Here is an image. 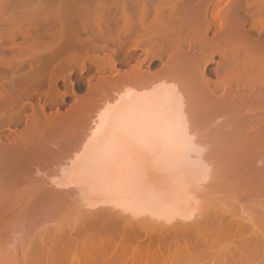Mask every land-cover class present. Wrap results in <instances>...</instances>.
Wrapping results in <instances>:
<instances>
[{
    "label": "bare ground",
    "instance_id": "6f19581e",
    "mask_svg": "<svg viewBox=\"0 0 264 264\" xmlns=\"http://www.w3.org/2000/svg\"><path fill=\"white\" fill-rule=\"evenodd\" d=\"M103 1L98 0L97 3L94 4L95 6H92L93 8L91 9H83L76 6L77 8L72 11V8L71 10H67L66 8L67 12L69 13L63 12L65 13V16L64 14L61 15L66 18L63 20L65 21L64 23L61 20L64 18H60L61 22L58 25V31L56 29V27H58L57 25L55 27L56 30H52L50 26L51 23L50 25L48 24L49 26L46 24H40L42 27L38 28L36 19V22H32V18H34L35 15H32L34 17H32L31 20L28 19V17L30 18V15H28V17H26L27 14L25 15V17L29 20L27 21L28 26L26 27L24 25L26 27L25 29L21 28L20 26H23L24 23L19 25V23H21L20 20V22L18 20L16 21L15 18H11L9 20L13 27L11 26L12 29H8L9 31L6 30L7 33L4 32L6 33V38L11 39L14 37V35L23 34L27 40L26 45L14 52V55L12 54L14 56V61L9 59L10 61H13L10 62L9 67L10 69L14 70L17 68L16 65H23L26 66L29 71L27 74L18 77L14 81L8 84L5 83L6 85L3 83L4 86L2 89L0 88V90H2L0 91L2 92L0 100V125L5 127L6 125L10 124L23 123V126H21L23 128H21L19 131L17 130L18 132H14L16 131L14 130L9 135L10 132L8 131L9 133L7 136H0V217L5 214L10 215V213L14 211V208L19 205V203L16 204L15 201L19 200V197H23L21 193L23 194L24 190L21 188V190L17 191L18 185L28 180L26 185H23L24 187L27 186L30 182L28 178H30L32 175L34 178H37L40 173L39 171L41 170L40 168H42L43 165L45 166L46 163L49 162L48 160L53 163V160L56 161L55 159L57 156L62 155V152H66L70 149V147H72L73 143L72 145L69 144L68 146L70 147H68L65 142L66 147L64 148V143L61 141V136L68 137L73 131H75V129L81 125L85 116L88 115V113L90 114L89 111L92 109V106L106 96L108 89H115L116 86L118 87L119 85L120 87L127 82H129L128 84L132 82L134 85L139 83L138 86H141L140 83H142V85H148L146 84L148 82L147 80H154V78L158 77H163L167 80L168 78H170V80H174L172 87H170L171 84L165 85V87L167 86V88L164 89L165 92L161 93L162 89H160V92L159 89L158 91L156 89V91L151 94L147 93L149 96H142L141 93L139 96L136 94L137 97L134 96V94L132 96L131 92L123 93V90V92H121V97L119 95L120 98L118 101L116 100L117 105L114 106L113 104L114 107H111L112 109H101L102 111L98 115V123L96 124L93 133H91L92 137L90 136L93 144L90 143V141V144L87 142L85 145L86 151L90 150V146L94 145L95 138H97L96 136L100 133V131L108 134L109 129L111 130L112 128H120V125L118 126L114 120L116 117V120L119 118L120 121H122L121 123L119 120H117L119 124H125L130 129L129 130L125 126V128H127V133L130 131V134L123 132V129L119 130V133L122 131L123 133L127 134L123 135V137L121 136L123 140L129 135L132 138L128 136L127 140H129V138L133 141L135 140L137 143H139V145L141 144L142 147L147 145L145 148H147L148 145H151L150 150L153 152L154 150L156 151V154H154L155 152L152 153L154 159L151 156V159H153V164L156 165V167L163 169L164 166L168 165L177 166L188 163V159L191 157V162L193 160L192 157L194 156H196L195 159L197 158L198 162V160L201 159H198L199 156L197 155L202 153L204 150L201 152V147L197 143L196 144L200 149H196V146L194 147V142L192 141L193 137L191 139V137H189V135L187 136L185 133V130H187L185 129V125L187 124L183 125L180 121L181 109L186 106L185 109L190 108V110L187 109L188 113L191 111V115H189L191 117L188 116V118L198 121L201 126L202 123L203 125L206 124V127L208 125V128L210 126L211 129H214H210L211 133L210 130H207L210 134L220 131L219 128H225L219 133H222L223 135H221V137L223 136V138H225L227 141L225 140V143L221 141V144L219 140L218 142L220 144L217 143L219 144L217 145L218 147H216V144L214 143L216 149L221 146L224 148L222 154H220L221 152L218 153L219 151L216 152V154L218 153L217 155L220 154L219 158L217 155H215L216 158L221 160V165L224 166L222 167L224 170L223 171L220 163H218L220 166L219 168L222 171L221 177L223 183L228 185H226L228 189L231 188L230 190L234 191L231 192L232 194H235H233V196H242L240 198H246L247 200L250 198L251 203L252 201H258V203H260L259 200L264 199V166L261 167L262 164L264 165V162H262L264 159V0H250L246 5H244V12L249 13L248 17L250 18V22L247 24L249 29H245L246 24L239 13V0H205L206 2L204 4L193 6L190 9L184 7V4L181 6L182 0H162L164 3H162L161 0H108V4H104ZM159 1L161 3H159ZM165 1H167L166 3H169V5L166 4ZM63 2H65V0ZM151 2L159 4L152 5ZM69 3L67 6L71 5ZM166 6L168 9L165 12ZM87 7L90 8V6ZM57 14L59 13L56 12V16L58 17L61 12L59 15ZM47 16H49V14H47ZM150 16L151 18H149ZM10 17L11 16H9V18ZM58 18L57 24L59 23ZM53 20L56 19L53 18ZM249 32H252L254 35H256L255 38H252ZM82 35L86 37H82ZM48 37L50 38L48 40L49 42H46L45 40L48 39ZM108 45H115L116 48H114V46L113 48L115 51L118 49V52H116L120 54V56H126L129 54L128 52L130 50L140 47L145 54V59H147L150 55L155 57L157 54H160L167 60H165V62L162 64V67H160V71L157 72V74L143 70V61L136 62L134 66L131 65L132 67H130L129 71L120 73L115 70L114 60L111 55L103 54L101 57L96 56V53L99 54L100 52H103ZM191 50L192 52H190ZM194 50H197V59L194 57ZM90 54L93 55L91 56ZM214 56H217V58L219 57V61L216 64V69L214 71L215 75L213 74L215 78L212 81V79L209 80L210 77L209 79L205 77L204 67L207 63H211L213 61ZM88 62L93 64L98 72H105L107 69L109 71L111 70L114 72L113 76H98L95 84L88 85L84 95L79 97L72 96V105L64 112H61V110L59 112L57 110L56 112L54 111L55 113L53 114L49 113V115H46V113H44L45 111L43 110V106L35 109L33 107V113L30 115L27 114L29 116L25 119L23 118L21 114V111L24 108L23 104H21L23 100L32 96L36 93V91L41 89L45 90V95H48L46 96V98L48 97L50 99L49 100L47 98L48 101H51L52 103H58L57 99L60 97V94L56 92V89V91L53 89L55 83L58 81V79L65 81L71 74V72H69L70 69H75L79 73L83 72L86 63ZM1 65L5 64L4 60L0 58V66ZM145 81L147 82L145 83ZM151 81H149V83H151ZM68 83L69 82L66 83L67 89L69 85ZM163 83H165V81ZM3 84L1 83L0 85ZM179 89H182V94L184 91L186 92L184 93L187 95L186 100L182 98L183 95L180 94L181 90L179 91ZM55 103H53V105H55ZM108 119L109 121H112L113 119L114 122H110L112 125L115 123L113 125L114 127L111 126V124H107L109 123L107 122ZM192 119L190 121L191 125L195 127ZM179 121L180 124L183 125L184 132L180 127L181 125L179 124ZM196 125L197 131L198 127H201L198 124ZM104 127H106V129L109 128L107 129L108 131H106V129L105 131H102ZM189 127L190 126L187 127L188 131H190ZM113 129L111 130L112 132H110V134H113ZM207 131L204 133L205 135L208 133ZM103 133L101 134L103 135ZM219 133L217 136H219ZM107 134L105 137L110 135ZM117 134L118 131L113 134L115 139H117ZM208 135L209 134H207V136ZM226 135L227 137H224ZM101 136L99 138H101ZM229 137L232 139H227ZM99 138H97L96 141L99 140ZM56 139H58L59 142H57L58 140L56 141ZM127 140L125 139V142ZM60 141L62 142L61 146L58 144ZM68 141L72 142L73 138ZM110 142L106 140L102 142L101 140H99V142H95L98 143V145L96 144V146L90 150L93 151L94 149L93 155L90 156L84 163L85 168L95 169L92 172H85L90 175V177H87L90 178L89 180H94V186L96 190H98V187L96 186L98 183H103V187H105V189H111L112 186L113 188H116L120 184H123V186H125L124 184L130 185L131 181L134 180L132 177L127 176L128 174L115 173L113 175H107L103 171L105 167L102 157H105L110 153ZM56 144L60 146V148L58 147L57 149ZM116 144H118V142ZM129 144L132 145L133 143L129 142ZM126 146H128V144ZM139 147V149H143L141 146ZM150 147H148L146 150L150 151ZM144 150L143 152H145ZM200 155L202 157L203 154ZM221 155H224L222 159L220 158ZM58 158H60V156ZM202 160H204L203 157ZM201 163H203V161H199L197 164L202 167ZM154 165L151 167H154ZM204 168L206 169V167ZM204 168L203 170L198 169V172L200 174V171H203L206 176L207 173H205ZM38 169L40 170L38 171ZM164 169L166 168L164 167ZM168 171L171 172V170ZM173 172L174 171H172V173ZM29 174L32 175L27 177ZM42 175L39 177H42ZM39 177L36 180L41 179ZM201 177L200 179L204 180L202 173ZM186 179L187 178H185V180ZM30 180L33 181L35 179L30 178ZM138 185L137 188L139 190ZM143 185L141 187L142 190H144L143 188L147 187H143ZM134 186L135 184H133V188H135ZM19 187H21V185ZM125 187L123 188L127 189ZM120 188H122V186L116 189L119 190ZM147 188L149 189V187ZM147 188L145 189L148 190ZM199 188L202 189L201 187ZM119 191L122 190L120 189ZM159 193L160 194L157 192V195L155 196L152 193L154 198L148 199H156L154 202L158 200L157 203L159 204L157 205L156 203V208L161 204L162 206L159 207L161 209L165 206L166 201L164 199V202L162 203V200H159L158 196L160 195L162 197L163 195L162 192ZM147 194L149 197L150 192L146 193L145 195ZM116 195H119V197L115 196V198H120L121 196L120 193H116ZM153 196L150 195V197ZM156 196L158 198H156ZM112 197L114 199V196ZM168 199L170 200V198ZM169 200L167 203L170 204L171 207V205L175 204L174 202L176 200L172 199L173 204L172 201ZM190 200L192 201V198H190ZM112 202H114V200ZM116 202L117 201H115V203ZM185 202H187V200ZM167 203L164 209L169 208ZM167 206L168 208H166ZM35 207L36 206L33 208ZM232 208H230V210ZM243 208L245 209V205ZM180 209H183V212H187L185 211L187 207H180ZM232 212L221 214L213 212V215H205L202 218H197L196 213V216L193 214V217H196V219L191 221L190 218V223L186 222L188 215L185 213L186 216L184 217L187 218L182 224L180 223L183 222L181 217H179V220L178 218H173V216L178 217L182 215L177 214L176 216L173 214L171 217L174 219L172 220L174 224H172L173 222L171 223L168 221L171 223L170 225L173 226H170L169 224L168 226L166 224L167 227L162 230L163 226L160 224L162 228L160 225L159 226L162 231L157 230L158 232L154 231L156 230L154 225L152 226L154 229L152 230L154 232L150 231V227L152 225L151 222V225L148 224L150 225V227H148L150 230H145V232L144 230L142 232L140 231L142 229H139L142 228L143 225L139 227L140 225L137 223L138 229H135L129 226L131 225L130 223L127 225L129 227H116L117 224L114 225L116 228L115 233L110 231L108 232L109 234L112 233L111 236H109V234L107 235V233H105V236L101 235L102 231L100 230V236L96 230L98 228L97 226L94 231L96 230L95 233L99 236H96L95 233H93L95 237L92 234L93 237L91 236V239L93 240L90 239L93 243H95L96 249L94 245H92L93 248L91 249L95 250L92 252V250L89 248L91 247V245L89 246V242L91 243V241L88 243L86 242L88 244L87 246H89L88 249H90L91 254L93 253L91 256H89L90 252L85 248L86 244L81 245L83 248H85L88 254L87 256L85 253V257L88 258L85 259L84 257V261L86 263H82L94 264L99 262L100 264H186L187 259H190L189 254L191 249L194 251V249H199V247L204 246L203 249L205 250L207 248L208 250L211 249L210 251H217H215V255H212V258H214H211L212 260L215 259V264H217L216 261H219L218 264H222V262H224L223 264H226V262H228L227 264H252L254 259H256V263L254 262L255 264H264V234L261 235L259 232L260 229L257 228L258 225L255 226V228L254 226L251 227L252 222H243V220H246L243 218V220L240 218H238V220L236 218V212H233L234 215ZM187 213L189 214L190 212L188 211ZM179 214L183 213L180 211ZM125 215L127 216V214ZM191 215L189 214V217ZM145 218L146 217H144L143 220ZM138 219H141V216ZM168 219L170 220V218ZM175 220L180 221L179 223L181 225L177 226ZM134 221L136 220L134 219ZM140 221L141 220H139V222ZM155 221L152 223H155ZM134 223L136 224V222ZM163 224L165 225V223ZM261 225L262 224H260V226ZM256 228L259 230L258 232L260 235L256 232ZM103 230L104 231L102 234H104L105 231H108L107 228L106 230ZM211 235H213L214 238H212ZM207 236H211L209 241L205 240ZM88 238H90V236ZM94 238L96 239L94 240ZM140 238L142 240H140ZM233 238L234 241L236 240V242L233 241ZM224 240L227 241V243L229 242L228 244L230 247L227 244L225 247H223L224 249L220 248L221 241L222 244L225 245ZM56 244L59 245L60 242L56 241ZM32 254L34 255L35 264L49 263L48 260H46L49 258H47L48 256H45V251L35 248ZM107 254H110V259L104 256ZM103 256L108 261L105 259L101 260ZM210 263L213 264V262Z\"/></svg>",
    "mask_w": 264,
    "mask_h": 264
},
{
    "label": "rangeland",
    "instance_id": "374dc122",
    "mask_svg": "<svg viewBox=\"0 0 264 264\" xmlns=\"http://www.w3.org/2000/svg\"><path fill=\"white\" fill-rule=\"evenodd\" d=\"M63 1L64 0H61V1L60 0H11V1L10 0H4V1L0 0V4H1L0 5V13H1L0 14V58L4 60V64H5V65L0 66V76H1L0 77V84L1 83L2 84L3 83L8 84V83L14 81L15 79H17L18 77H21L22 75L27 74L29 71V69L23 65H16V67L18 69L15 68L14 70L10 69V67H9L10 62L14 61V59H13L14 58L13 55L15 54L14 52L18 51V49H21V47H23L27 43V40L23 34L22 35L21 34L20 35H14V37H12L11 39L6 38V36H5V34L7 33L6 30L9 31L8 29H12V27H13V25L10 24V21H9L11 18H15L16 21L20 20L21 23H19L20 22L19 21L18 22L19 25L24 23L23 26L22 25H20V26H21V28L25 29L28 26L27 21L31 20V18L34 17L32 15H35V17L32 18V22L37 21L36 23H37L38 28L42 27L41 26L42 24H44V25L49 24L50 25V23H51L50 26H51L52 30L54 31L57 28L59 29L58 25L60 24L61 20L62 21L65 20V18H66V17H64L65 13H69V12H67V10H69V9L71 10V8H72V11H73L74 9L77 8L76 6L81 7L83 9L84 8L91 9V8H93L92 6H95L94 4H96L98 0H65V2H63ZM101 1H103V0H101ZM107 1L108 0L103 1V3L108 4ZM211 1H213V0H211ZM249 1L250 0H239V5H238L239 13L242 16V19L244 20V22L246 24L245 29H249L247 24H249L250 18L248 17L249 13L244 12V10H245L244 5H246ZM69 2H71V3H69ZM154 2H156V1H154ZM166 2L167 1H165V3ZM205 2H206L205 0H192V1L182 0L181 6L184 4L183 5L184 7H186L187 9H190L193 6H198L200 4H204ZM60 3H61V5H60ZM63 3H64V5H63ZM68 3L71 5L67 6ZM159 3H161V2L159 1ZM159 3H152V5L153 4L157 5ZM162 3H164V1H162ZM2 4H3V6H2ZM166 4L169 5V3H166ZM87 6H90V8H88ZM167 6L165 7L166 8L165 12L168 9ZM1 7H3V8H1ZM68 7H70V8H68ZM66 8H67V10H66ZM72 11H70V12H72ZM32 12H35V13H32ZM39 12H40V14H39ZM56 12L59 14L61 12L60 15L57 14V15H59L58 16L59 18L56 16ZM63 12H65V13H63ZM9 13H10V15H9ZM43 13L46 15H44ZM246 13H247V15H246ZM47 14H49V16H47ZM54 14H55V16H54ZM63 14H64V16H61ZM25 15H26V17H28V15H30V18L28 17L29 20L25 17ZM36 15H38L39 18H41V19H39L38 16H36ZM43 15H44V18H43ZM51 15H52V17H51ZM9 16H11V17L9 18ZM45 16H46V19H45ZM47 17H48V20H47ZM61 17L64 19L60 20ZM37 18H38V20H37ZM53 18L56 20H53ZM57 18L59 19L58 24H57V22H58ZM149 18H151V16ZM35 19H36V21H35ZM5 21L8 22L9 25ZM54 21H56V22H54ZM64 22L65 21H63V23ZM26 23H27V25H26ZM54 23H55V26H54ZM38 24H39V26H38ZM56 25L58 27H56ZM55 27H56V29H55ZM58 29H57V31H58ZM4 32H6V33H4ZM249 33H250V36L252 38L253 37L255 38L256 35H254L252 32H249ZM82 37H86V36L82 35ZM46 38H44V39H46ZM6 39H7V41H6ZM49 39L50 38L48 37V39H46L45 41L47 42ZM13 44H14V46H13ZM18 45H20V46H18ZM17 46L20 48H18ZM113 46H114V48H116L115 45H113ZM113 46L108 45L107 48L104 49V51H103L104 53L103 52H100L99 54L96 53V56L101 57L103 54L111 55L113 60H114L115 70L120 72V73H123L125 71H129L130 67L134 66L136 62L143 61V70L157 74V72L160 71V67H162V64L165 62V60H167L165 57H162L160 54H157L158 56L156 55L155 57H152V55H150L147 59H145V54L140 47L137 49L130 50L128 52L129 54H127L126 56H120V54L117 53L118 49H116V51H117L116 52L115 49L113 48ZM194 51H195L194 57L197 59L198 58L197 50H194ZM190 52H192V50ZM90 55L92 56L93 54H90ZM10 56H11V58H10ZM117 56H120V57H117ZM9 59L13 60V61H10ZM218 61H219V57L217 58V56H214L213 61L211 63H207L204 67V73H205L204 75L208 79L210 77L209 80L212 79V81H213L215 78L214 77V75H215L214 71L216 69V64ZM2 66H4L5 68ZM6 66H7V69H6ZM19 67H20V70H19ZM76 71L77 70H75V69H70L69 72H71V74L69 73L70 75L65 81L58 79V81L55 83L53 89L54 90L56 89L57 91L56 90L55 91L60 94V97L57 99L58 103L53 102V103H55V105H53V103L51 101H48L49 98L48 97H47L48 99L46 98V96H48V95H45V90H41V89L36 91V93L33 94L32 96L23 100L21 103V104H23V107H24L22 110V106H21V110H22L21 114H22L23 118L25 119L26 117H28L30 114L33 113L32 111H34L35 108H39L40 106L41 107L43 106V110L45 111L44 113H46V115H49V113L53 114L57 110L59 112H60V110H61V112L62 111L64 112L72 105V101H73L72 96H78L79 97V96L84 95L87 88H88V85L95 84L97 79H98V76L111 77V76H113V73H114L111 70L109 71L108 69L105 72H98L96 70L95 66L89 62L86 63V66H85V69L83 72L79 73L78 71L77 72ZM161 78H163V77L154 78V80L151 79L152 81L147 80L148 82L145 81V83L147 82L146 84H148V85H142V83H140L141 86L140 85L138 86L139 83L137 85L136 84L134 85V83H132V82H130V84L132 83L133 85L132 84L130 85V84H128L129 82H127V83H125L127 85L123 84L120 87H119V85H118V87L116 86L115 87L116 90L111 89V88L108 89L106 96L104 98H102L103 101L100 100L98 103L93 105L92 109L89 111L90 114L88 113L89 116L86 115L85 118L83 119V121L81 123L82 126L81 125L78 126L75 129V131H73L75 134L72 132L71 134H73V135L70 134L68 137L61 136V141L64 143L63 144L64 148L66 147L65 142H66L67 146L69 144L72 145V143L74 146L73 145H72V147L68 146V147H70V149L66 152H62V155H59L60 158H58L59 156H57V158L55 159L56 161L53 160V163H51L50 160H48L49 162L47 161L48 163H46L45 166L43 165L44 167L42 166V168H40L43 172L40 169H38V171L40 170L39 176H41L42 174L44 175V176L42 175V177L38 176L41 179L36 180L38 177L34 178V176L32 174H29L27 177H30V175H32L33 177L31 176L30 178L31 179L33 178L35 180L32 181V180H30V178H28L30 182L27 186H25L26 189L23 185H26L28 180L26 182L24 181V183H21L20 184L21 187H19L20 185L17 186V188H18L17 191L21 190V188H22V190H24L23 194L21 193V195L23 197L22 198L19 197V200H16L17 202L15 201V203L16 204L19 203V205L14 208V211H12L10 213V215L5 214L2 217H0V264H35L34 263V255L32 254V252L35 248H39V249L45 251V256L46 257L48 256L47 258H49V259H46L49 262V263L46 262L47 264H84V263H86L84 261V257L87 254V251L85 250V248L88 249V247L91 245V247H89L91 249V248H93L92 245H94V247L96 249L95 243H93L91 241V240H93V239H91V236L93 233H95L96 230L98 231L97 233H99L100 230L103 232L104 231L103 229L106 230V228H107L108 231H105L104 234H102V232L100 231L101 235L105 236V233H107V235H108L109 231L115 233L116 228L114 225H116V224H117L116 227L117 226L118 227H120V226L129 227L130 226V227H133L135 229L136 228L138 229L137 223H139V225H140L139 227H141L143 225L142 228H139V229H142V230H140L142 232H143V230L145 232V230L148 231L150 229H151L150 231L152 232L154 230L152 227L153 225L156 229L154 231L158 232L159 230H161L162 226H163L162 230H164L168 224L170 225L173 222L172 220H174L176 218H178V220H179V217L182 218L183 222H180L181 218H180V221L175 220V222H176L177 226L181 225L182 223H184L185 219L187 218V217L186 218L184 217L186 215H188V219H186L187 220L186 222L190 223L193 219L194 220L196 219V217L195 218L193 217L194 215L196 216V213H197V218L198 217L202 218L205 215L206 216H210L211 214L213 215V212L214 213L216 212L217 214L218 213L221 214V213H226V212L230 213L233 211L234 213L236 212V214H237L236 218L237 219L238 218H240L241 220L246 219V220H243V222L244 221H247V222L249 221L250 223L252 222L251 223L252 225L250 223H248V224H250L251 227L254 226V228H255V226L258 225L257 228L260 229V231L257 228H256L257 231L255 229L254 230L257 233L260 232L261 235L264 234V222H263L264 221V215H263V213H264V203H263L264 199L259 200L260 203H258V201L257 202L252 201V203H251L250 198H248L249 200H247L246 198H240L242 196H239V197L233 196L234 193L232 194L231 192H234V191H231L230 187H229L230 189H228V187H227L228 185L226 184L227 185L226 186L225 183H223V180L221 177L222 171L219 168L220 166L218 164V163H220L221 160H219L218 158H219V155L223 153L224 148L221 145L220 146L222 148L219 147L218 149H216V147H218L217 145L220 144L218 142L219 140H220V142L222 141L223 143H225L226 139L223 138V136L221 137V135H223L222 133H219V132H221V130H223L225 128L224 127H222V129L219 128L220 131H216V132L212 133L213 134V136H212V134H210V133H211V130H214V129H211L210 126L208 128V125L206 127V124L203 125V123L201 126V124L198 121H194L192 118H190V119L188 118V116L191 115V113H190L191 111H189V113H188L187 109L190 110V108L185 109L186 106L181 109L182 114L180 113V115H181L180 121L183 125L187 124V125H185L186 126L185 129H187V130H185L186 131L185 133L187 136L189 135V137H191V139L193 137L192 141L194 142V144H193L194 147L196 146V149L197 148L200 149L197 146V144H198L201 147V149H200L201 152L204 150L202 153H199L197 156H199L198 159H201V160H198V162L203 161V163H201L202 167L203 168L206 167V169L204 168L205 173H207L206 176H205L203 171L202 172L200 171V174H199L198 169L203 170V168L197 164L198 163L197 158L195 159L196 156L192 157L193 160L190 162L191 153L189 156L190 159H188V161H189L188 163H184V164L177 165V166H170V165L164 166L166 169H164V167H163V169L156 167V165L153 164L154 156L152 154L154 152H155L154 154H156V151L154 150V152H153L150 150L151 145H148V147H150L149 148L150 151H147L146 149L148 147L145 148L147 145L142 147L141 144L139 145V143H137L135 140L133 141L132 139H130L132 137H130L129 135H128L130 137L129 140H131V141L127 140L128 136L125 137L123 140L122 139L123 135L130 134V131H129L130 129L125 124H121L122 121H120V119L117 118V120H119L121 122L119 124V122L116 120V117H115L114 120L118 124V126L120 125V128L119 129L118 128L117 129L112 128V129L114 131L113 134H115L118 131V134H117L118 140L114 138L113 134H110V132H112L111 131L112 129L110 130L109 128H107V129H109V131H108L106 129V127H104V129L102 131H105V129H106V131L109 132L108 134L105 132H104L105 133L104 134L103 132L100 131V133L96 136L97 138H99L102 135L101 133H103L104 137L102 135L101 136L102 139L99 138V140H101V142L105 141V140L109 141V142L111 141L110 142V145H111L110 149L111 150L109 151L110 153L107 154L105 157H102V161L104 162V167H105V169L103 171L107 175H113L115 173L128 174L127 176L132 177L135 181L134 180L131 181V184H130L131 186L124 184L126 186L125 187V186H123V184H120L118 187L122 186V188L125 187V188H127V189L129 188L131 190L128 189L129 190L128 191L127 189L120 188L122 191H119L120 189L117 190L118 187H116L117 188L116 189V188H113V186L111 189H105V187H103V183L102 184L96 183L97 184L96 186L98 187V190H96L95 186H94L95 185L94 180L91 178L92 179V181H91V180H89L90 178H87V177H90V175L85 171L92 172L95 169L85 168L84 163L86 162V160L90 156L93 155L94 149H93V151H90V150H92V148H94L96 146V144L98 145V143H95V142H97V141L99 142V140L96 141L97 138H95V142L93 141L94 145L90 146V150H88V151H86L85 145L87 142L89 143V141H90V143H92L90 136L92 137L91 133H93V130L95 129L96 124L98 123V115L102 111L101 109L111 108V107H114L115 105H117L116 102L121 97V92H123V90H124L123 93L131 92L132 96L134 94V96H136V97H137V95L139 96V94H141V93H142V96H144V95L149 96V94L155 92L156 89H157V91L159 89V92L161 91L160 89H162L161 93L165 92L164 89L167 88V86L165 87V85L171 84L170 87H172V83H174V80L171 79L173 81L172 82L170 80V78H168V77H167L168 80L166 78L165 79L164 78L161 79ZM156 79H158V80H156ZM149 81H151V83H149ZM164 81H165V83H163ZM67 82H69L68 83L69 84L68 89L66 87ZM4 84L0 85L1 89L4 86ZM0 91H2V90H0ZM133 91H134V93H133ZM179 91H180V94H182V92H183L182 89H179ZM29 92H31V91H29ZM137 92H139V93H137ZM1 93L2 92H0V100H1ZM147 93H149V94H147ZM184 93H186V92L184 91ZM184 93L182 94L183 95L182 98L184 100H186L187 95H185ZM72 94H74V95H72ZM119 95H120V97H119ZM113 104H114V106H113ZM36 106H38V107H36ZM33 107H34V109L32 110ZM27 114H29V115H27ZM112 117H114V116H112ZM189 117H191V116H189ZM191 119H192V122H194L193 124H195V127H193V125H191V122H190ZM110 121L108 119V121H107V122H109V123H107L108 125H110L111 122L112 123L114 122L113 119L111 122ZM180 121H179V124H180ZM184 121H185V123H184ZM182 124H180L181 125L180 127L182 128V131L184 132V130H183L184 128H183ZM196 124H198L201 127V128L198 127L197 131H196V128H197ZM113 125L111 124V126H113ZM121 125H122V127H121ZM2 126L3 125H0V136L1 137L7 136L9 132H10L9 133V135H10L11 132H13L14 130H16L14 132H18L19 130H21V128H23V127H21V126H23V123L10 124V125H6L5 127H2ZM125 126L129 129L128 130L129 133H127V131H126L127 128H125ZM188 126H190L189 127L190 131H188V128H187ZM121 129H123L122 131L126 132L127 134L123 133L122 131L119 133V130H121ZM191 129L193 130V132ZM207 130H210V133ZM206 131L208 133H206V135H205L204 133ZM217 132L219 133V136H217L218 135ZM193 133H195V134L192 135ZM215 133H217V134H215ZM1 134H3V135H1ZM106 134L107 135L110 134V135L105 137ZM207 134H209V135L207 136ZM110 136H111V138H110ZM70 137L73 138L72 142L68 141V140H71ZM224 137H227V135ZM68 138H70V139H68ZM230 138L231 137H229L227 139H230ZM88 139H90V140H88ZM119 139H121L123 142ZM125 139L128 142L127 141L125 142ZM57 140L58 139H56V141ZM61 141H60V143H58L60 146L62 145ZM57 142H59V140ZM117 142H118V144H116ZM129 142L133 143V144L131 145V144H129ZM222 142H221V144H222ZM214 143L216 144V147L214 146L215 145ZM217 143H219V144H217ZM127 144L129 147L126 146ZM56 146H57L56 147L57 149H58V147L60 148V146H58L57 144H56ZM139 146H141L143 149H139L140 148ZM143 150L145 152H143ZM200 150H198V151H200ZM217 151H219L218 153H220V152L221 153L219 155H217L218 154V153L216 154ZM88 152H90V153H88ZM200 154H203L202 157L204 158V160H202V157ZM215 155H217L218 158H216ZM151 156L153 159H151ZM221 156H220V158L222 159L224 155L222 157ZM150 159H151L152 163L150 162ZM45 161H44V163H45ZM194 161H196L197 163ZM204 161H205V164H204ZM262 162H264V159L262 160ZM221 163H220V165H221ZM151 164L154 165V167H151L152 166ZM206 164H207V166H206ZM263 166L264 165L262 164L261 167H263ZM196 167H197V169H196ZM222 167H224V166L221 165V168ZM157 169H159L161 171H159ZM183 169H184V171H183ZM96 170H97V168H96ZM162 170H167V171H162ZM168 170H171V172H169ZM222 170H223V168H222ZM172 171H174V172L172 173ZM201 173L203 174L204 180H201L202 179ZM135 174H136V177H135ZM139 175H140V177H139ZM83 176L86 178H84ZM200 177H201V179H200ZM185 178H187V179L185 180ZM188 180H190V181H188ZM200 180L203 182H201ZM143 182H144V185H143ZM132 183L135 184V186H134L135 188H133ZM99 184H100V186H99ZM138 184L139 185L142 184L143 187L144 186L149 187V189L147 187H145L149 191L146 190L145 188H143L144 190H142V188H141L142 185L139 186ZM166 184H167V186H166ZM137 185L139 187V190L137 188ZM190 185H191V187H190ZM199 187H201L202 189H200ZM140 188H141V190H140ZM194 189H195V191H194ZM226 189H228V190H226ZM123 190H126L128 192V195H127V192L123 191ZM224 190L227 192H225ZM147 191L150 192L151 196L157 195V192H158V194H160L159 192H162V194H163L162 197L160 195L158 196L159 200H162V203L164 202V199L167 203V201L169 200L168 198H170L171 201H172V199L176 200L174 202L175 204H173V201H172L173 205H171V207H170V204L167 203V205H169L170 209L168 208V206L166 207L168 209H164V207L166 206V203H165V206L163 208H161V209L159 208L162 206L161 204H160V206H157V208H156V203L158 202V200L156 202H154L156 199L155 200L154 199L153 200L148 199V198H154V196L150 197V195H149V197H148V194L145 195L146 193H148ZM188 191H190V192H188ZM115 192L118 194L120 193V195H121L120 198H115V196L119 197V195H116ZM152 193H153V195H152ZM183 194H184V196H183ZM189 194H190V196H189ZM112 196H114V199ZM146 196H147V199H146ZM158 197L156 196V198H158ZM165 197H167V198H165ZM178 198H180V199H178ZM190 198H192V201H194V202H192L190 200ZM20 199H21V202H20ZM112 199L114 200V202H112L113 201ZM110 200H111V202H110ZM186 200H187V202H185ZM115 201H117V202L115 203ZM180 201H181V203H180ZM244 201H246V202H244ZM102 203H104V204H102ZM117 203H119V204H117ZM158 204L159 203H157V205ZM240 204H242V205H240ZM117 205L119 208L117 207ZM185 205L187 207V209H185V211H187V212L189 211L190 215L192 213V215L190 217H189V214L187 212H183L184 210L180 209V207L186 208ZM235 205H236V207H235ZM244 205H245V209L243 208ZM34 206H36V207L33 208ZM230 208H232L233 210L232 209L230 210ZM34 209H36V210H34ZM228 209H229V211H228ZM196 210H198V211H196ZM180 211L183 214H179ZM233 212H232V214L234 215ZM185 213H186V215H185ZM125 214H127V216ZM173 214L176 216H177V214L182 215L183 217L182 216L174 217ZM198 214H199V216H198ZM236 214H235V216H236ZM171 215L173 216L174 219H172ZM140 216H141V219H138V218H140ZM144 217H146L147 219L145 218L143 220ZM95 218H97L98 220ZM168 218H170V220ZM190 218H191V221H190ZM128 219H130V220H128ZM134 219L136 221H134ZM166 219H168V220L165 221ZM139 220H141V221L139 222ZM148 221H149V223H148ZM153 221H155V223H152ZM168 221H170L171 223H169ZM134 222H136V224ZM150 222L152 225L150 224ZM91 223H94V224H91ZM130 223H131V225H129ZM163 223H165V225ZM99 224H101V225H99ZM148 224H150L151 227ZM172 224H174V222ZM245 224H246V222H245ZM260 224H262V225L260 226ZM127 225H129V226H127ZM136 225H137V227H136ZM145 225L147 228L150 227V229L149 228L147 229L145 227ZM159 225L161 226V228ZM86 226H87V229H86ZM97 226L99 229L97 228ZM156 226H157V228H156ZM170 226H173V225H170ZM88 227H90V228H88ZM94 229H96V230L94 231ZM260 233H259V235H260ZM111 234H109V236H111ZM95 235H96V233H95ZM99 235H100V233H99ZM89 236H90V238H88ZM93 236H94V234H93ZM211 236H212V238H214L213 235H211ZM211 236L210 237L207 236V238L205 240L209 241L211 239ZM215 237H217V236H215ZM57 239H60L61 241L57 240ZM95 239L96 238H94V240ZM140 240H142V239L140 238ZM56 241L60 242V244L59 245L56 244ZM89 241H91V243ZM207 241H204V242H207ZM233 241H234V238H233ZM86 242L87 243L89 242V246H87L88 244ZM224 242L223 243L225 245H223L222 241H221L222 246L220 245V248H222V249H224L223 247H225L229 243V242L227 243V241H225V240H224ZM234 242H236V240ZM234 242H232V243H234ZM83 244H86V246L84 245L85 248H83V246H81ZM234 244H236V243H234ZM228 246L230 247L229 244H228ZM201 247H199V249H194V251L191 249V252L189 254L190 259H187L186 264H193V263L194 264H212L210 262H213V264H215V261H214L215 259L212 260L214 258V257L212 258V255L216 254L215 253L216 250L210 251L211 249L208 250L206 248V250H205V249H203L204 246H201ZM232 248H233V246H232ZM90 249H88L89 252H90ZM221 250H219V251H221ZM94 251L95 250L93 249L92 252H94ZM224 252H226V251H224ZM92 254L90 252L89 256H91ZM109 255L110 254H107L104 256L106 258L107 257L109 258L110 257ZM87 256H88V254H87ZM104 256L101 260H103V259L107 260ZM86 258H88V257H85V259ZM82 262H84V263H82ZM218 262L216 261L217 264H218ZM254 262L256 263V259H254L252 264H255ZM223 263L224 262H222V264ZM227 263L228 262H226V264ZM94 264H100V263L98 262V263H94Z\"/></svg>",
    "mask_w": 264,
    "mask_h": 264
}]
</instances>
